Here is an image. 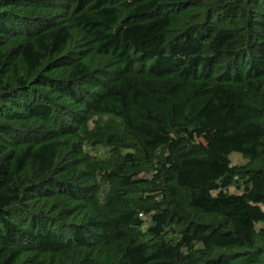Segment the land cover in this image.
Wrapping results in <instances>:
<instances>
[{
  "label": "trees",
  "instance_id": "obj_1",
  "mask_svg": "<svg viewBox=\"0 0 264 264\" xmlns=\"http://www.w3.org/2000/svg\"><path fill=\"white\" fill-rule=\"evenodd\" d=\"M0 264H264V0H0Z\"/></svg>",
  "mask_w": 264,
  "mask_h": 264
},
{
  "label": "rangeland",
  "instance_id": "obj_2",
  "mask_svg": "<svg viewBox=\"0 0 264 264\" xmlns=\"http://www.w3.org/2000/svg\"><path fill=\"white\" fill-rule=\"evenodd\" d=\"M92 152L97 154V155H100V156H104L107 153L103 149H99L98 151H92ZM231 160H232V163L234 165H241V164L245 163L244 159L240 155H238L237 153H234L232 155Z\"/></svg>",
  "mask_w": 264,
  "mask_h": 264
}]
</instances>
